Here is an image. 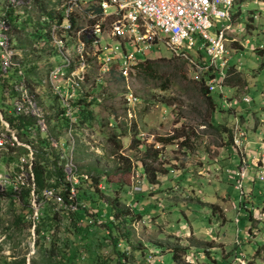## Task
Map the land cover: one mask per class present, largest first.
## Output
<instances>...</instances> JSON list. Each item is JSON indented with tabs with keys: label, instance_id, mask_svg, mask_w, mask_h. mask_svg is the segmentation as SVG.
<instances>
[{
	"label": "rangeland",
	"instance_id": "374dc122",
	"mask_svg": "<svg viewBox=\"0 0 264 264\" xmlns=\"http://www.w3.org/2000/svg\"><path fill=\"white\" fill-rule=\"evenodd\" d=\"M45 1L41 0L40 6L52 10L58 6L57 0ZM263 1H256L258 5L254 4L253 0L235 2L233 25L237 27L234 29L235 36L243 48L233 44L228 45L229 65L239 68L238 72L234 70L230 72L233 86H228L226 82L224 98L232 106L230 112L219 111L222 100L218 94H213V100L218 108H215V112L211 115L209 114L200 86L192 79L187 66L181 62L169 65L172 71L167 69L166 64H158L161 69L159 73L156 71L153 78H144L134 69L126 83L120 78L115 62L109 65L108 72L103 73L99 60L91 52L85 82L80 93L82 104L91 114L83 128L74 133L76 138L74 164L77 175L87 176V180L81 179L78 194L81 199L84 195L89 199L91 195L92 201L94 200L86 205L90 217L101 208L105 211L99 214H107L110 217L108 207L114 199L120 201L118 207L120 211H125V208L129 210L132 220L127 217L129 222L126 224L120 218L117 224L120 225L117 228L120 235L130 243L125 246L128 254L123 258L122 264H216L217 261V264H229L225 259L220 258V253L217 254L219 259L212 261L211 258L216 252L210 250L214 247V242L211 240L220 238L228 252L238 232L241 231V227L234 222L235 212L230 208L231 203L237 202L239 195L231 181V171L227 165V167L223 165L224 160L219 158V155L225 152L226 160L232 157V166L236 164L237 158L228 147L231 144V136L229 141L222 140L218 131H222V127L230 130L234 118H237L246 132L247 139L253 143L251 145L248 141L247 151L261 154L257 140L264 141V105L261 103L264 94V51L260 54L262 51L259 50L260 48L264 50V13H261L258 7L264 8L259 5L264 3ZM4 2L5 0H0V8ZM252 14H255V18ZM40 16L35 11L28 13L22 24L33 23L37 26ZM85 17V8L75 11L73 19L75 30L87 27ZM110 22L111 19L103 22L105 32L102 39L105 41ZM12 26L13 31L10 35L15 46L26 48L35 44L29 34ZM42 41L36 40L38 45L36 44L35 50L30 49V52L35 51L38 54L32 55L29 61H42L48 54L46 43ZM188 54L194 57L193 52ZM171 56L170 51L160 46L155 54L140 55L138 60L156 61L158 57L171 58ZM126 86L130 88L136 99L132 119H129L126 113L124 100ZM44 95L46 103L51 101L48 94ZM243 97H247L250 103H243L241 101ZM0 104L2 105L1 88ZM144 135H148L150 140V147L143 149L149 159L151 172L160 173L158 182L154 181L153 184L160 183V185L153 194L137 195L134 200L129 201L130 197L126 196V193L133 194V187L138 179L132 176L129 179V172L124 175L123 173L131 169L132 161L137 168L138 164L135 162L141 163L144 160L142 148L139 147L146 141V139L141 141ZM152 147H155V150ZM248 157L250 159L249 155ZM199 158L202 163L207 164L208 161L217 163L211 165L210 170L213 172V169L217 168L220 182L187 172L172 175L167 177V180L163 178L165 172L162 165L175 162L172 166L176 168L177 165L181 169L186 162L200 160ZM254 159H258V156L250 159L256 163ZM6 164L7 161L2 158L0 174L3 173L2 167ZM254 168L255 166L249 167L250 180L245 181L254 180V183H246V187L253 190L255 186L256 191L262 192L258 197V206H262L264 181L254 179ZM90 180L96 183V193L87 191ZM148 180L153 182L151 174ZM245 192L248 194L250 190L245 189ZM252 200H255V196L251 194L250 204ZM129 203H132L131 208H128ZM18 208L8 199L0 200V259L6 257L11 261L17 257L28 256L26 264H29L30 253L34 247L30 230L20 234L13 231L10 238H5L7 235L5 231L13 222L14 216L19 211ZM261 213L258 211L256 215L252 214L250 221L247 222V226L259 229L258 236L262 240V244L257 243L263 248L257 264H264V217H258ZM239 220L241 222L240 218ZM95 230L101 233L98 228ZM241 249L246 256H250L254 251L248 243H243ZM109 264H116L115 259Z\"/></svg>",
	"mask_w": 264,
	"mask_h": 264
},
{
	"label": "built area",
	"instance_id": "2783aa9c",
	"mask_svg": "<svg viewBox=\"0 0 264 264\" xmlns=\"http://www.w3.org/2000/svg\"><path fill=\"white\" fill-rule=\"evenodd\" d=\"M40 1L5 0L0 8V86L7 108L0 110V160H7L0 174V195L8 194L7 199L19 206L22 193L28 192L30 214L27 219L31 222L33 241L35 225L46 206L64 213H74L79 207H85L78 199V189L81 179L87 180V176L77 175L74 133L86 122L85 113L88 111L82 104L80 93L91 52L99 60L103 73L108 72L109 65L115 62L120 78L128 83L130 73L140 62L138 56L155 54L163 46L171 52L172 58L185 63L194 81L204 79L207 94H218L222 105L219 108L216 105V109L230 112L232 106L224 98L229 78L228 45L241 46L235 36L237 27L233 25L237 0H57L56 9L46 8V14H51V18L38 12L41 15L39 27L26 24L23 32L29 34L35 44L26 48L15 46L10 35L12 25L23 23L28 13L37 12ZM81 8H85L87 27L75 30L74 14ZM106 19L111 22L105 41L102 36ZM38 39L46 43L48 54L42 61L31 62L32 55L38 53L30 52V49L35 50ZM188 52H193L194 57ZM2 80L6 81L5 86H2ZM125 90L126 113L132 119L136 99L128 86ZM45 93L51 99L48 103ZM241 101L250 103L247 97ZM261 103L264 105V94ZM5 116L30 120L26 136L19 137ZM230 130L231 144L228 147L237 158L230 177L239 195L240 210L243 202L249 203L250 193L247 194L244 187V182L250 180L249 167L255 166L254 179L264 181V141L258 142L261 154L254 163L248 157L246 132L237 118H234ZM42 145L47 148L39 149L43 148ZM39 151L55 156L62 181L55 187V178H52L50 186L37 194L33 169ZM98 188L102 190L100 185ZM128 208H131L130 203ZM244 209L247 211L245 206ZM251 213L256 215L257 212ZM258 217H264V212ZM104 218L105 215H101L98 224ZM239 221L238 217L234 220L235 224ZM248 238L250 232L245 234V240ZM233 245L235 251L240 249L237 237ZM239 256L242 260L235 257L234 261L246 264L242 252Z\"/></svg>",
	"mask_w": 264,
	"mask_h": 264
},
{
	"label": "trees",
	"instance_id": "16d2710c",
	"mask_svg": "<svg viewBox=\"0 0 264 264\" xmlns=\"http://www.w3.org/2000/svg\"><path fill=\"white\" fill-rule=\"evenodd\" d=\"M36 10L41 14H46V7L40 6V4H38ZM46 15L51 18V14L47 13ZM10 21L12 22L16 20ZM14 25L21 30H24L26 27V24L23 25L22 23L19 24L15 22ZM33 28L37 29L35 26ZM260 54H262V52H260ZM179 62L185 65L184 62L172 57H160L156 61L145 59L140 61L134 69L144 78H153L156 71L159 73V70L161 69L158 64H166L167 69L172 71L169 65ZM154 65L157 66L155 67ZM230 72L232 71L228 70L229 78L227 79V85L232 87L233 79L230 77ZM203 82L204 79L201 78V81L196 83L200 86L201 95L203 96L208 107V112L211 115L215 112L216 103L214 102L212 95L207 94ZM5 85L6 81L2 83V86ZM90 114V111L85 113L86 121L90 117ZM4 119L11 127L17 130L19 137L22 138L23 136H26L27 127L31 125L30 120L11 116H5ZM214 128L217 130L219 129L217 127ZM221 130L222 131H218V135L222 140L229 141L231 136L230 130L227 127H222ZM226 141H223V143L226 144ZM42 146V149H46V145ZM33 171L37 194L40 193L42 189L50 186L49 181L52 178H55V187L59 186L62 181V173L53 154L39 151L36 155V162ZM128 172H130L129 169L125 170L123 175ZM88 183L87 191L96 193L95 181L90 180ZM8 196V194L7 196L0 195V199H7ZM62 196L66 199V194L63 193ZM78 199L85 207H79L74 213H64L60 210L55 211L51 206H46L42 210L34 229V247L30 253L31 259L29 264H109L112 259H115L116 264L123 263V258L127 256L125 246L130 243L128 242V239H124V236L120 235L121 233L119 232V229H117L120 225L117 224L120 218H122V221L126 224L129 220H132L129 210L125 208V211H120V209H118L120 201L114 199L108 207L110 208L111 216L108 217L107 214H102V216L105 215V219L98 224V221L101 218L99 212L103 210L105 211V209L101 208L98 211L96 210V213L92 214V217H90L86 205L87 203H92L94 201H92L91 195H89V199H86L85 195L81 199L78 194ZM10 201L12 200L10 199ZM28 202L29 194L27 191H24L21 195V204L18 206L20 209L18 208L19 211L14 216L13 222L5 231L7 234L5 236L6 239L8 237L10 238V234L13 231H17L18 234H20L23 231H29L31 229V222L27 219V216L30 214ZM138 216L140 217V215ZM127 217L130 219L128 220ZM96 228H98L101 233H98L95 230ZM123 234H125V232ZM27 257H17L11 261L7 260L6 257H1L0 264H26Z\"/></svg>",
	"mask_w": 264,
	"mask_h": 264
},
{
	"label": "crops",
	"instance_id": "0c3cea01",
	"mask_svg": "<svg viewBox=\"0 0 264 264\" xmlns=\"http://www.w3.org/2000/svg\"><path fill=\"white\" fill-rule=\"evenodd\" d=\"M253 3L256 4V2H253ZM256 5H258V4H256ZM259 5L264 7V4H259ZM258 10H260L261 13H264V8L258 7ZM252 16H253V18H255V14H252ZM238 48H243L242 44ZM235 51H237V50H235ZM235 51H233V52H235ZM262 54H263V51H262ZM235 69H236L235 66H230L229 65V71L233 72V70L235 71ZM236 72H238V71H236ZM0 88H1V86H0ZM4 99L5 98L3 96V92H2V89H1V103H2V105L0 104V110H3V111H5L7 109V108L5 109L6 106H5ZM262 105H263V103H262ZM144 139H146V141ZM137 140H140V138H137ZM143 140L145 141L144 144H140L139 147L142 148V154L144 155L143 156L144 160L141 161V163L139 161L135 162V164H138L137 168H135V166L133 164L134 162L133 161H132L133 163L131 162V169H130V172H129V179L132 176V177L138 179V182H136L135 186L133 187V194H130V193H128L126 191L127 192L126 196L130 197L128 199L129 201H132V199L134 200L135 196H137V195H143L144 193L153 194L155 192L157 186L160 185V183L158 185L153 184L154 181L159 180L158 175L160 173H157L156 171L151 172L152 171L151 166L148 164V163H150L149 159L147 158L145 150L143 149V148H149L150 147L149 136L148 135H144L142 137L141 141H143ZM257 141L259 142V139ZM249 142H250L251 145H253V143L251 141H249ZM126 148H127V146L124 147V149H126ZM152 148H153V150H155V147H152ZM227 148L228 147H226V150H227ZM139 152H141V151H139ZM247 152H248V155L251 156L250 158L257 157L259 155L258 152H254V151L248 150ZM158 155L160 156V154H158ZM187 158L190 159L188 156H187ZM219 158L224 160L223 161V165L224 166L227 165L228 169L230 171L235 168L236 164L234 166H232V163H231V158L232 157H230V159L226 160L225 152L223 154H220ZM199 159L200 160H192L190 162H186L185 166L183 168H181V169L177 165H176V168L172 166V164H175V162H173V163L169 162V163H167L165 165H162V167L164 168V172H165V175L163 176V178H165V180H167V177L169 178L172 175L183 174V173L187 172L188 174H195L197 176H201L203 178H206L207 180L220 182L221 178L218 175L219 171H217V168H214L213 172H211V170H210V166L214 165V164H217V163L216 162L214 163L212 161H210V162L208 161V163L206 164L205 162L204 163L201 162V158H199ZM218 163H220V162H218ZM3 167H5V166H3ZM216 167H217V165H216ZM150 174H151V177L153 178V182L148 180V177L150 176ZM246 183L247 184L248 183L253 184V183L244 182V187H245L246 190H250V195L252 194L253 197L255 196V200H252L251 204L248 203V201L245 202V203L243 202L242 205H241L242 208L240 210H238L239 209V205H238V200H237L236 203H231L230 204V208H231L232 211L235 212V218L238 217V219L239 218L241 219V222L239 221V223L237 224L239 227H241V231H239L238 234H237V238H238L239 242H240V238H242L241 242H240V245H242L243 243H248V244H250V247L254 251L251 253L250 256H246L244 254V252L242 251L241 246H240V249L235 251V247L233 246V242H232V247L227 252L226 249H225L226 245L223 243V241L220 238H216V239H212L211 240V241L214 242V247H212L210 250H211V252H216V255L211 258L212 261L218 260L219 257L217 256V254L220 253V258H222V260L225 259L227 262H229V264H238V263H236V261H234V259L236 257V259L242 260V257L239 256V252H242L243 255L245 256L244 261H245L246 264H257V261L259 260V255L262 254L263 248H261L260 245H258V244H262L261 243L262 240H260L259 236H258V234H259L258 230L259 229L247 226V222L250 221L249 218L252 216L251 211H256V212H258V211L259 212H263L264 211V205L258 206L259 205L258 204V197L260 195H262V192H260L259 190L256 191L254 185H253L254 186L253 190L251 188L249 189L248 186L246 187V185H247ZM125 187H127V186H125ZM174 189H175V187H174ZM158 191H159V189H158ZM244 206L246 207V210L248 209L249 211L248 210L245 211ZM220 212H221V210H220ZM246 212L248 213V215H246ZM221 214H222V212H221ZM140 216H144V215H140ZM222 217H223V215H222ZM246 232H250V234H252V236L250 235V238H248L247 240H245ZM239 235H241V237ZM253 236H256V237H253ZM254 244H255V246H254ZM217 263H218V261H217Z\"/></svg>",
	"mask_w": 264,
	"mask_h": 264
}]
</instances>
